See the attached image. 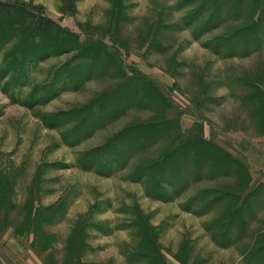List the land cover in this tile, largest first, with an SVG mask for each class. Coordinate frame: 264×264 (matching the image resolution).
Segmentation results:
<instances>
[{
  "label": "rangeland",
  "instance_id": "1",
  "mask_svg": "<svg viewBox=\"0 0 264 264\" xmlns=\"http://www.w3.org/2000/svg\"><path fill=\"white\" fill-rule=\"evenodd\" d=\"M258 2L0 0V264H263Z\"/></svg>",
  "mask_w": 264,
  "mask_h": 264
},
{
  "label": "trees",
  "instance_id": "2",
  "mask_svg": "<svg viewBox=\"0 0 264 264\" xmlns=\"http://www.w3.org/2000/svg\"><path fill=\"white\" fill-rule=\"evenodd\" d=\"M256 3L257 4H259V2H258V0H256ZM220 6V5H219ZM260 20H261V18L259 17V15L255 18V19H253V17H252V15H250L249 14V16H246V19H245V21H246V24L245 25H243L240 29H238V30H236V31H234L230 36H231V39H233V38H239V32H240V30H242L243 29V31L245 32V35H246V38H244L243 40H246L250 45H251V43H255L256 42V40H258V38H257V36H258V31H257V29H256V26L258 25V23H260ZM251 34H253V35H255V36H251ZM246 42H243V44L244 45H246L245 44ZM249 47H252V45L251 46H249L248 45V47L247 48H249ZM119 70V69H118ZM120 71V70H119ZM119 75L121 76V75H123V73H122V71H120L119 72ZM138 77H140V76H138L137 75V78ZM133 79L134 78H132V81H133ZM127 82V80L126 79H124V80H121L119 83H118V87L119 86H122V85H124V83H126ZM150 83V82H149ZM124 86H126V85H124ZM117 86L116 87H114V88H112V89H110V90H116V89H120V88H118ZM121 94V93H120ZM122 95V94H121ZM123 96V95H122ZM124 97V96H123ZM230 163V162H229ZM228 163V166H230V164ZM263 235V234H262ZM261 242H260V244L258 243V245H257V247L256 248H251V250L254 252V251H256V254L257 253H259L260 254V256H261V258H262V260H263V264H264V236H263V238L260 240Z\"/></svg>",
  "mask_w": 264,
  "mask_h": 264
},
{
  "label": "crops",
  "instance_id": "3",
  "mask_svg": "<svg viewBox=\"0 0 264 264\" xmlns=\"http://www.w3.org/2000/svg\"><path fill=\"white\" fill-rule=\"evenodd\" d=\"M242 144H244V146H248L247 155L252 162L257 163L264 172V141L250 142L246 141V138H244V143Z\"/></svg>",
  "mask_w": 264,
  "mask_h": 264
}]
</instances>
